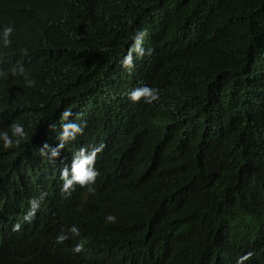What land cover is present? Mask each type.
Returning a JSON list of instances; mask_svg holds the SVG:
<instances>
[{
  "label": "trees",
  "instance_id": "16d2710c",
  "mask_svg": "<svg viewBox=\"0 0 264 264\" xmlns=\"http://www.w3.org/2000/svg\"><path fill=\"white\" fill-rule=\"evenodd\" d=\"M9 24L0 130L15 120L27 139L0 147V264H236L249 251L243 264H264V0H0ZM134 28L153 51L128 71ZM145 84L158 102L124 94ZM64 107L87 126L41 156ZM101 142L95 191L62 194L73 152ZM72 224L80 236L57 243Z\"/></svg>",
  "mask_w": 264,
  "mask_h": 264
},
{
  "label": "clouds",
  "instance_id": "9594fccd",
  "mask_svg": "<svg viewBox=\"0 0 264 264\" xmlns=\"http://www.w3.org/2000/svg\"><path fill=\"white\" fill-rule=\"evenodd\" d=\"M132 24V21H129ZM13 32V27L9 25L0 26V48H7L11 44L10 35ZM146 30L140 28H134L131 35V43L127 47L126 53L120 59V66L125 70L131 71L134 69L135 61L142 60L145 56H150L153 49L151 47H145L144 37ZM23 55H27V50H23ZM12 76L21 75L24 78V85L26 87H33L35 80L30 79L25 72L23 63L17 61L15 65L10 68ZM127 98L132 102H141L143 104L151 105L154 102H158L160 98L159 89L155 86L141 85L133 87L124 93ZM73 116L71 107H64L59 114V128L60 131L57 134V140L59 141L55 146L49 145L44 142L40 147L39 152L41 156L47 155L49 159L57 158L60 156V150L65 145L76 140L78 135L83 134L87 122L85 120H70L69 117ZM47 127L51 130L57 128L56 123H49ZM27 139V132L25 125L13 120L8 124L7 129L0 130V147L3 149H11L20 146ZM105 148L103 142L99 144H88L87 146H81L76 149L72 154L71 167H64L60 170V180L62 184L60 186V192L62 194L70 195L76 184L81 187L87 186L88 192H94L95 189L92 185L95 184L96 178L100 175L99 169L95 166L97 154L102 153ZM48 150L47 152L45 150ZM47 196L46 192L41 191L38 197H32L28 200V210L24 216L25 220H30L35 216L37 210L40 208L41 203ZM116 217L112 214L105 216L106 223L115 222ZM20 229V223L12 225L13 231ZM68 233L72 236L79 237L80 230L76 224H72L68 227L67 233L61 230L55 237L57 243H62L69 238ZM84 248V242L81 239L77 242L72 251L79 253ZM253 253L251 251L237 256L236 264H243L244 261L249 260Z\"/></svg>",
  "mask_w": 264,
  "mask_h": 264
}]
</instances>
